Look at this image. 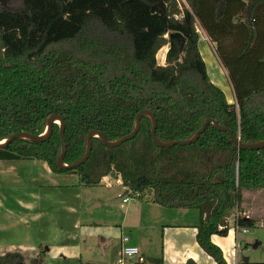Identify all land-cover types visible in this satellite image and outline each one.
<instances>
[{
    "label": "trees",
    "instance_id": "obj_1",
    "mask_svg": "<svg viewBox=\"0 0 264 264\" xmlns=\"http://www.w3.org/2000/svg\"><path fill=\"white\" fill-rule=\"evenodd\" d=\"M197 26L217 55L229 49L246 56L261 47L251 64L259 75L236 82L227 70L234 103L207 73ZM173 32L184 38L180 59L159 64L157 52ZM145 109L154 114L161 141L188 139L206 118L243 143L264 140V0H0V141L20 131L42 134L57 114L65 123L69 165L84 155L89 131L117 140ZM150 129L144 115L137 134L116 147L93 136L83 164L59 168L54 122L47 139H14L0 149V159L43 160L54 172L77 174L83 185L114 172L140 199L147 192L160 206L195 208L197 244L216 264H227L211 236L227 235V218L240 210L244 190L264 188V147L239 149L212 122L193 143L170 147L157 146ZM235 223L249 229L256 221L238 215ZM44 257L43 248L28 261L6 252L0 264H41ZM184 264L198 263L188 257Z\"/></svg>",
    "mask_w": 264,
    "mask_h": 264
},
{
    "label": "crops",
    "instance_id": "obj_2",
    "mask_svg": "<svg viewBox=\"0 0 264 264\" xmlns=\"http://www.w3.org/2000/svg\"><path fill=\"white\" fill-rule=\"evenodd\" d=\"M200 29L198 48L209 73L203 50L211 57L213 43ZM158 63L163 64L160 61ZM218 69L221 74L222 69ZM129 191L131 189L123 185L112 172L102 177L99 184L83 185L77 174L54 172L43 160L0 159V255L18 252L28 261L37 254L39 248H43L45 257L41 264H102L108 256L112 257L111 264H114L120 252L121 237L128 236L129 243L139 247L145 260L162 256L163 264H184L190 257L198 264H216L196 242L198 222L189 225L162 224L159 242L151 234H145V237L132 236L133 230L137 228L130 224L141 219L143 208L152 205L148 206L150 210L159 213L162 210L156 208L154 203L143 202L144 198L123 201L124 197L121 196L129 194ZM256 191L263 193L264 188ZM85 195L91 206L99 203L110 206V202L114 205V197L121 198L126 205L119 217L116 211L111 221L107 217L105 222L108 223L89 217L85 219ZM240 208L242 216L252 217L251 207L244 209L241 204ZM132 212H136L135 216ZM232 222L228 224L230 229L226 236H211L212 242L221 248L227 264L240 263V241L238 231L235 232L230 226ZM124 228H128L131 235L124 233ZM95 248L99 249L101 255L97 259Z\"/></svg>",
    "mask_w": 264,
    "mask_h": 264
},
{
    "label": "rangeland",
    "instance_id": "obj_3",
    "mask_svg": "<svg viewBox=\"0 0 264 264\" xmlns=\"http://www.w3.org/2000/svg\"><path fill=\"white\" fill-rule=\"evenodd\" d=\"M166 36L168 38L167 44L164 45L161 49H159L161 53L165 52V57L167 56L169 50V42L172 33H169ZM203 52H204V57L206 59L209 76H211L213 83L224 91L230 103H234L236 102V100L234 95V89L228 77V72H227L228 69L231 76L233 77V79L236 80V82L238 81L240 82L241 78H244V76L250 77L253 75H259V72H257L256 70H252L251 64L255 63L256 57L261 52V47H256L252 52H250L246 56L238 55L235 53L236 50L231 51L229 49H221L219 51L220 53L218 52L217 55V53L214 50V45H213V49L211 48V52H212L211 57L210 56L208 57V53H206V51L203 50ZM157 59L158 57L156 58V60ZM157 62H159V59L157 60ZM162 63L166 64L169 62H167L164 59ZM224 67H226L227 69H225ZM218 68L222 69L221 74H219ZM112 174L114 175V172H112ZM86 196L87 195H85L84 197L85 203H83V206L85 207L83 211V215L85 219L89 217V218H94L95 219L94 221L105 222L107 220V217H109L108 219L109 221H111V217L112 218L115 217L112 215L113 212L116 211L119 217L120 213H122L123 211L124 206L126 205L122 203L121 198L114 197L113 199L114 205H112L110 202L109 203L110 206H106L101 203L91 206L89 203L90 200L86 198ZM125 196H129V194H123V196L121 197H125ZM144 196L145 198L143 202H147V204L153 203L151 201V194L145 192ZM87 199L89 202L87 201ZM154 204L157 205L156 208L162 210L161 213H159L158 211L156 212L155 210H150L148 206H152V205H147V208H143L141 210V219L135 224H130V226H135L137 228L133 230L132 236L145 237L147 234H151L153 236L155 235L156 240L159 242L162 233V224L189 225V224L197 223L199 221V213L198 210L195 208L174 210V209H169V207L160 206L156 203ZM241 204L244 209H250V207L252 208L251 215L255 219L256 223L253 228L248 229V232H242L241 230H238L237 237L240 241L238 248V258L240 259L239 264L243 262L241 260L243 257H247L249 263L264 262V191L263 193H257L256 190L254 191L244 190L242 193ZM85 211L87 213H85ZM239 211L240 210L237 209H233L231 211L230 215L227 218L228 224L229 222H232L233 219H235L236 215L238 214L241 215ZM135 214L136 212H132L133 216H135ZM105 223H108V221ZM230 226H232V223ZM124 229H125L124 233L129 234L128 228H124ZM256 243H258L257 246H254L256 245ZM94 255H95V259L101 257L99 249H96L94 251ZM111 263H112V257L108 256L107 258H105V261L102 264H111Z\"/></svg>",
    "mask_w": 264,
    "mask_h": 264
},
{
    "label": "water",
    "instance_id": "obj_4",
    "mask_svg": "<svg viewBox=\"0 0 264 264\" xmlns=\"http://www.w3.org/2000/svg\"><path fill=\"white\" fill-rule=\"evenodd\" d=\"M184 45V38L183 36L179 33V32H173L170 42H169V50L166 56V61L169 63H173L175 60H179V56L180 53L182 52V47ZM147 115L150 117L151 119V129H150V135L152 138V141L160 147H170L172 145H187V144H191L193 143L198 137L199 135L205 130L206 126L208 125L209 122H212V124L214 125V127L219 130V131H225L228 133L229 137L231 138V140L238 146L239 149H258V148H262L264 147V140L262 141H257L254 143H243L242 141H240V139L235 136L231 129H229L227 126L221 125L219 124L216 120L211 119V118H206L203 122V124L193 133V135L191 137H189L188 139H178V140H173V141H161L157 138L156 134H155V129H156V118L154 116V114L150 111V110H141L136 114L135 117V126L134 129L127 135L117 139V140H107L106 137L103 135V133L99 132V131H94L91 130L89 131L88 135H87V141H86V148H85V152L84 155L82 156L81 159H79L78 161L67 165L66 163H64L63 161V157L65 155L66 152V140H65V135H64V127H65V123L64 120L61 116L57 115V114H51L48 119H47V124L45 127V130L42 134H31V133H27V132H15L13 134H11L8 138L1 140L3 142H0V149L6 147V145L13 141L14 139H18V138H25V139H30V140H34V141H43L45 139H47L51 133L52 130V124L58 123L59 124V135H60V142H61V151L60 154L57 158V166L59 168H76L78 166H80L81 164H83L87 158L90 155L91 152V148H92V137L93 136H98L102 142L108 146V147H116L118 145H120L121 143L125 142L126 140H129L131 138H133L139 128H140V120L141 117ZM255 246V245H254ZM243 262H247V257L242 258Z\"/></svg>",
    "mask_w": 264,
    "mask_h": 264
},
{
    "label": "built area",
    "instance_id": "obj_5",
    "mask_svg": "<svg viewBox=\"0 0 264 264\" xmlns=\"http://www.w3.org/2000/svg\"><path fill=\"white\" fill-rule=\"evenodd\" d=\"M177 1H179V0H177ZM181 16H182V14H177L174 17L177 19V18H180ZM196 30H197L198 34L201 33L200 26H197ZM138 196H139L138 192L130 191L129 196H125L123 198V201H127L130 198H137ZM238 215H236L235 219H233L231 227L234 229L235 232H237L238 230H241L242 232H247L248 231L247 228H240L235 223ZM144 261H145V258L141 255L139 247L129 243V237L128 236H122L121 237L120 252H119L118 256L116 257L114 264H138V263H141ZM236 264H239V263H236Z\"/></svg>",
    "mask_w": 264,
    "mask_h": 264
},
{
    "label": "bare ground",
    "instance_id": "obj_6",
    "mask_svg": "<svg viewBox=\"0 0 264 264\" xmlns=\"http://www.w3.org/2000/svg\"><path fill=\"white\" fill-rule=\"evenodd\" d=\"M157 57H158L159 61L162 63L164 61V59H166L165 52L161 53V51L159 50V52H157ZM0 142H3V141H0Z\"/></svg>",
    "mask_w": 264,
    "mask_h": 264
}]
</instances>
